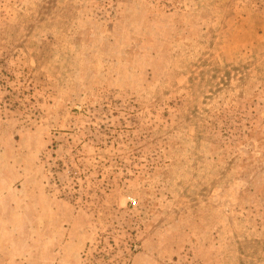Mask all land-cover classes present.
Segmentation results:
<instances>
[{
	"label": "rangeland",
	"instance_id": "rangeland-1",
	"mask_svg": "<svg viewBox=\"0 0 264 264\" xmlns=\"http://www.w3.org/2000/svg\"><path fill=\"white\" fill-rule=\"evenodd\" d=\"M0 264H264V0H0Z\"/></svg>",
	"mask_w": 264,
	"mask_h": 264
}]
</instances>
